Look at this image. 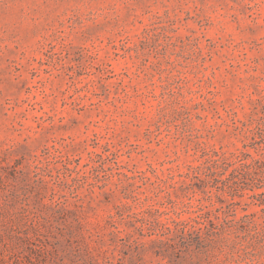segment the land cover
<instances>
[{
  "label": "rangeland",
  "instance_id": "rangeland-1",
  "mask_svg": "<svg viewBox=\"0 0 264 264\" xmlns=\"http://www.w3.org/2000/svg\"><path fill=\"white\" fill-rule=\"evenodd\" d=\"M0 264H264V0H0Z\"/></svg>",
  "mask_w": 264,
  "mask_h": 264
}]
</instances>
